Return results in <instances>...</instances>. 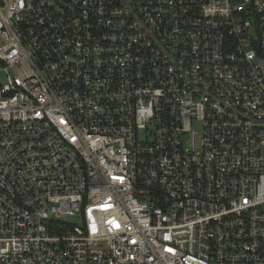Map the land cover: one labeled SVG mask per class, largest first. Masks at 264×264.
I'll return each instance as SVG.
<instances>
[{"label": "built area", "instance_id": "2783aa9c", "mask_svg": "<svg viewBox=\"0 0 264 264\" xmlns=\"http://www.w3.org/2000/svg\"><path fill=\"white\" fill-rule=\"evenodd\" d=\"M0 264H264V0H0Z\"/></svg>", "mask_w": 264, "mask_h": 264}]
</instances>
